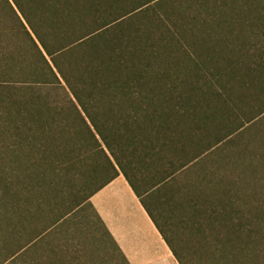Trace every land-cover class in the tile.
<instances>
[{"label": "trees", "instance_id": "trees-1", "mask_svg": "<svg viewBox=\"0 0 264 264\" xmlns=\"http://www.w3.org/2000/svg\"><path fill=\"white\" fill-rule=\"evenodd\" d=\"M250 1L0 0V141L4 147L11 142L0 154L6 150L13 157L25 150L32 158V151L37 163L50 165L54 177L90 163L95 167L87 171L91 177H104L90 195L122 174L138 197H155L151 193L161 192L176 173L223 144L238 142L246 128L264 121V102L257 101L264 96V39L250 49L242 44L241 61L249 67L238 87L226 88L216 74H208L204 90L195 86L205 77V63L228 62L229 54L215 48L224 43L231 52L235 26L246 37L248 29L264 25V4L253 5L258 10L252 17ZM209 27L215 31L206 35L217 41H194L193 31L206 33ZM169 50L181 51L184 59L176 62ZM186 64L197 79L188 90L201 96L194 102L181 94L187 77L179 66ZM237 88L245 94L234 98ZM56 89L63 94L61 102L52 100ZM249 96L256 104L243 113L244 124L234 125L236 111L249 107L236 101ZM211 100L217 102L213 111ZM218 113L228 122L222 125L226 133L208 141L204 131L218 123ZM64 142L69 144L65 155L60 151ZM189 148L194 154L185 163H168L172 153L184 156ZM241 153L234 154V162ZM45 180L36 174L33 190L23 179L13 192V182L4 179L0 211L15 212L23 221L29 194L39 200ZM142 205L154 219L143 197ZM231 208L219 254L227 253L230 264H264V214L251 225L240 214L233 224Z\"/></svg>", "mask_w": 264, "mask_h": 264}, {"label": "rangeland", "instance_id": "rangeland-1", "mask_svg": "<svg viewBox=\"0 0 264 264\" xmlns=\"http://www.w3.org/2000/svg\"><path fill=\"white\" fill-rule=\"evenodd\" d=\"M250 2L253 11L251 16L256 17L258 9L255 10L254 6H261L264 4V0H251ZM262 11L261 8L258 13L263 15ZM215 25L213 22L210 24V26ZM255 27V31L246 28L248 29V33L244 37L243 33L245 32H242L238 26H235L232 44H230L231 47L229 46L231 52L224 43L215 48L221 54H229L226 59L228 62L219 60L217 64L205 63L203 66L205 77L200 78L195 86L204 90L203 85L208 84V74H216L218 76L217 79L223 77L221 81H223V85L226 88L238 87V81L244 78L243 72H247L249 67L241 61L243 53H239V50H241L242 44L244 43L250 49L251 43L258 46L261 45L264 39V25ZM213 29V27H209L206 33L193 31L194 41L199 40L201 37L217 41L216 36L209 37L206 35L213 33L215 31ZM217 30L219 32V29ZM221 35L222 33H219L217 35L218 38H221ZM233 37L239 38L234 39ZM12 41L15 43L14 40ZM169 51L172 52L170 56H174L176 62L180 61L181 58L184 59L181 51ZM254 51L252 50L251 55H256ZM179 67L187 77L181 89L183 98H190L193 102L200 100L201 96L198 92L193 95V92L188 90L189 87L193 86L190 83H195L197 80L193 77V73L187 72V68L189 69L190 66L186 64ZM234 68L236 71H233ZM217 87L219 89V86H214L216 89ZM253 89L255 91V88ZM240 93L245 94L243 90L241 91V89L237 88L233 97H238ZM62 96L61 91L56 89L53 92L52 100L61 102L63 101ZM257 101L264 102V96H258ZM236 102L240 106L247 103L249 107L237 110L238 116L235 119H231L233 120L232 123L234 125L244 124L246 116H242L243 113H248L249 108L251 105H255L256 101L249 96L247 100L243 98ZM209 105L213 111L217 106V102L211 100ZM219 118L220 114L218 113L216 115V122L218 121V123L209 126L204 131V138L208 141L215 138H223V135L226 133L222 125L228 122L224 123ZM263 141L264 121H261L257 126L246 128L244 133L239 135L238 142L228 146L223 144L220 150L206 153L200 160L192 162L186 169L176 173L161 188V192L157 195L151 193V196L155 197L142 196L143 202L166 236L169 245L181 264H230L226 260L227 257H225L227 253L221 256L218 252L221 249L219 246L221 247L223 244V237H225V228L223 226V222L226 219L225 213L232 206L235 211L232 223L235 224L238 220L236 217L241 214L244 217L243 219L248 221L250 225L251 222L256 221L255 217L264 214ZM8 143H5L4 147L0 141V145H2L0 148H8L11 142L9 146ZM60 146L61 154L65 155L69 147L68 142H64ZM75 146L78 147L79 144L77 143ZM11 147L15 149L13 146ZM237 151H242V159L238 158L234 162V154ZM21 152V154L13 157H10L9 151L5 150L1 152L0 189L1 182L4 179H9L13 182L14 189L12 191L16 192L24 179L26 187L31 191L35 186L34 179L36 174H40L42 179H46L47 187L43 188L40 199L37 201L33 200L34 198L31 193L29 194L30 202L26 207L24 222L20 220L17 214H14L15 212L9 214L0 211V264H16L18 261L24 264L27 255L29 256V260L32 261L30 264H40L43 259H56L58 256L69 259L77 258V254L65 252L63 248L64 233L71 229L73 233L79 236V239L74 238L73 240L78 244H84V246L88 247H83L84 253L81 255L82 258L85 256V251H88L94 257L96 255L95 252L104 245L105 251L103 254L107 257V261L110 260L111 264H125L108 240L104 238L102 239L103 241L101 240L97 221L87 204V198L90 193L102 184L104 180L102 176L91 177V173H93L95 167L90 163H86L70 174L62 172L54 177L50 167H48L49 164L44 162L37 163L38 155L32 156V151H30L32 158H28L25 150H21ZM193 154L191 148L188 149L184 156L177 153L173 155L172 153L171 156H168V163L170 162L174 167H178L188 160L187 156ZM167 167L164 169L166 170ZM60 168L62 167L56 169L60 172ZM6 171L9 173H6ZM1 201L2 193L0 190V205ZM152 204H154L153 208ZM211 210L214 213V219L210 215ZM64 215L70 216L68 218L70 219L68 224L69 230L65 229V227L58 231L59 229L56 228L48 236L46 235V237H52L50 244L56 247L55 249H59V255L52 254V256L44 252V255L39 254V256H36L41 242L33 244L31 241L34 239L32 238L40 235L44 230L52 226V223L56 219L65 218ZM64 229L65 232L62 233ZM55 231L58 232L56 233ZM58 241L62 242L61 246H59ZM251 243L252 240L250 241ZM72 245L75 244L72 243ZM27 247H29L28 250H26Z\"/></svg>", "mask_w": 264, "mask_h": 264}, {"label": "crops", "instance_id": "crops-1", "mask_svg": "<svg viewBox=\"0 0 264 264\" xmlns=\"http://www.w3.org/2000/svg\"><path fill=\"white\" fill-rule=\"evenodd\" d=\"M87 204L97 221L101 240L103 238L108 240L113 248L114 243L116 246L114 249L125 264H178L162 230L142 205V197L137 196L122 174L91 194ZM69 217V215L65 216L56 225L48 227L40 235L33 237L34 240L31 239L33 244L41 242L36 256L44 255V252L59 255V249H55L56 247L50 244L52 237H46V235L48 236L56 228L59 229L58 231L65 227L69 230ZM63 238L64 251L77 254V258L69 259L58 256L56 259H43L40 264H111V261L109 259L107 261V257L103 254L104 245L97 251L95 250L94 257L85 251V256L82 258L83 247H88L73 240L74 238L79 239V236L71 229L64 233ZM58 244L61 246L62 242L58 241ZM28 249L29 247L26 248ZM26 257L24 264L32 263L29 256ZM16 264L21 263L18 261Z\"/></svg>", "mask_w": 264, "mask_h": 264}]
</instances>
